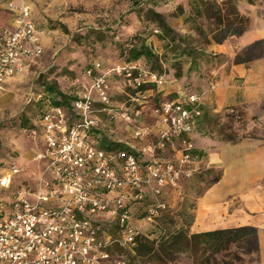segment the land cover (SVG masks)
Segmentation results:
<instances>
[{"label": "rangeland", "instance_id": "374dc122", "mask_svg": "<svg viewBox=\"0 0 264 264\" xmlns=\"http://www.w3.org/2000/svg\"><path fill=\"white\" fill-rule=\"evenodd\" d=\"M13 3L16 7L19 3L30 6L32 20L40 30L43 53L0 85V177L13 163L19 169L11 176L10 186L0 193L1 211L9 213L10 204L17 197L31 202L37 195L46 169V161L36 157L44 152L39 113L45 104L59 98L56 91L72 93L76 84L84 81V71L92 60L109 66L136 62L164 77L160 96L177 99L186 92L200 95L204 113L190 138L194 150L203 157L218 147L222 162L213 165L214 172L203 163L193 169L192 165L181 166L174 183L162 188L158 198L165 207L158 209L151 221L143 220L144 206L150 200L148 191L145 192L142 204L132 208V220L141 234L153 238V250L146 252L142 247L137 251L140 237L133 246H121L115 241L106 249L110 256L104 264H115L117 258L124 264H260L259 248L254 251L251 245L241 242L230 244L217 254L199 250L191 257L178 252L171 259L158 243L180 230L192 234L190 225L198 194L220 170L225 169L230 177L231 170L242 164L243 157L255 152L254 148L247 149V142H235L251 139L250 146L256 141L264 146V54L245 63L235 61L236 54L245 46L264 39V0H13ZM4 18L0 15V24L5 23ZM160 23H166L169 30L160 28ZM236 28L243 31L226 35ZM223 36L221 42L214 40ZM137 50H148L152 55L145 53L134 59ZM107 85L112 100L125 103L132 115L134 106L125 95L126 80L112 74ZM48 86H54L53 90H48ZM141 121L152 125L150 111L142 115ZM101 128L102 136L109 140L140 145L129 137L127 122L107 121L103 116ZM178 148V143L168 144L158 152V157L172 160ZM98 218L105 227H116L107 214L99 213ZM113 234L119 235L117 230Z\"/></svg>", "mask_w": 264, "mask_h": 264}, {"label": "built area", "instance_id": "2783aa9c", "mask_svg": "<svg viewBox=\"0 0 264 264\" xmlns=\"http://www.w3.org/2000/svg\"><path fill=\"white\" fill-rule=\"evenodd\" d=\"M6 10L10 16L0 29V85L43 53L30 6L19 3L16 7L9 0ZM112 74L122 76L126 86L136 90L127 99L134 106L132 115L125 103L112 100L107 85ZM83 78L67 93V102H49L39 113L44 152L36 157L46 161L45 173L31 202L17 197L5 214L0 201V264L109 262L106 249L115 241L133 246L140 237L132 208L142 204L144 193L148 191L150 200L143 220L151 221L165 207L158 198L162 188L174 183L180 167L192 165L193 169L201 163L190 138L204 113L199 94L162 99L166 95L160 96L159 89L164 77L136 62L109 66L94 60ZM147 110L153 118L150 126L141 121ZM103 116L107 121L127 122L129 137L140 145L126 142L132 152L101 147ZM174 143L179 148L172 160L158 157L159 151ZM18 172L14 163L5 169L0 193ZM99 213L110 216L116 227H105ZM114 263L124 264L118 258Z\"/></svg>", "mask_w": 264, "mask_h": 264}, {"label": "crops", "instance_id": "0c3cea01", "mask_svg": "<svg viewBox=\"0 0 264 264\" xmlns=\"http://www.w3.org/2000/svg\"><path fill=\"white\" fill-rule=\"evenodd\" d=\"M7 1L0 0V15L5 17V23L0 24V29L6 25L10 16L6 10ZM41 44L43 47L42 40ZM30 64L32 62L27 66ZM236 99L234 97L233 101ZM241 141L247 142V149L254 148L255 152L246 155L247 158L243 157L242 164L231 170L230 177L225 169L220 170L217 177L198 194L190 228L196 233L241 226L256 227L260 264H264V146L258 141L251 142L255 144L250 146L251 139L235 143ZM254 155L255 158H251ZM221 156V151L215 147L202 156L201 163L214 172L213 165L222 162Z\"/></svg>", "mask_w": 264, "mask_h": 264}, {"label": "trees", "instance_id": "16d2710c", "mask_svg": "<svg viewBox=\"0 0 264 264\" xmlns=\"http://www.w3.org/2000/svg\"><path fill=\"white\" fill-rule=\"evenodd\" d=\"M156 15L159 16L158 13H156ZM159 27L165 31L169 30V26L166 23H160ZM242 31L243 29L236 28L234 30H230L226 35H230V34L234 35ZM224 38L225 36H223L222 38L215 37L214 40L216 42H221L222 40H224ZM145 53L152 55V53L149 52L148 50L146 51L137 50L133 54V58L137 59L138 57H140L142 54ZM263 54H264V39H259L248 44L239 53H237L235 56V61L237 63H245L246 61H249L254 57L262 56ZM93 61L94 60L90 61L87 67ZM147 69L161 76L160 73L154 71L153 69L151 68H147ZM147 87L148 86L145 85L142 86L141 89H145ZM53 88L54 86L47 87L48 90H53ZM135 91H136L135 89L128 87L126 92L128 94L125 93L127 99L131 94L132 95L135 94ZM56 93L58 94L59 98L55 101H51V103L53 104H60L62 102H67L68 98H70V96H68L67 93L60 92L59 90H57ZM161 98L165 99L168 97L164 96ZM100 146L109 149L123 148L128 152L133 151L126 144L109 140L107 136L101 137ZM238 242L251 245L254 251L258 250L259 248L258 229L253 226H241L235 228L215 229L210 231L196 232L190 235H188L184 230H180L177 232H173L167 238H163L161 241H159L158 247L164 252L165 256L168 259H171V257H173V255H175L178 252L188 253L191 257L192 256L194 257L196 252H198L199 250H203V251L209 250L217 254L222 250H226L230 244H236ZM138 246L139 249L137 248V251H139L142 247H144L146 252H150L151 250H153L155 246V242L150 235L141 234L140 240L138 242Z\"/></svg>", "mask_w": 264, "mask_h": 264}]
</instances>
